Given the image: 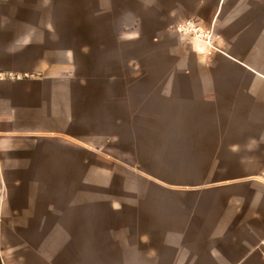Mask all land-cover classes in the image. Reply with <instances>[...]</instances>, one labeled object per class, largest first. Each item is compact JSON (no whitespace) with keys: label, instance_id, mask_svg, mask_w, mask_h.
<instances>
[{"label":"crops","instance_id":"1","mask_svg":"<svg viewBox=\"0 0 264 264\" xmlns=\"http://www.w3.org/2000/svg\"><path fill=\"white\" fill-rule=\"evenodd\" d=\"M96 2L0 0V264H264V0H171L163 84Z\"/></svg>","mask_w":264,"mask_h":264},{"label":"rangeland","instance_id":"2","mask_svg":"<svg viewBox=\"0 0 264 264\" xmlns=\"http://www.w3.org/2000/svg\"><path fill=\"white\" fill-rule=\"evenodd\" d=\"M100 4L95 3L92 19L108 22L110 28L106 32L112 37L121 31L130 33L136 25L143 36L138 54L134 50L128 51V68L159 70L160 76L156 80L163 84L168 83V78L163 76L168 70L186 67L183 63L185 54L180 46L194 47L197 39L193 36L180 39L179 33H172L171 0H101ZM178 37L183 42L181 45ZM118 61L119 58L113 56L111 68L118 67ZM66 179L70 178L65 176Z\"/></svg>","mask_w":264,"mask_h":264},{"label":"built area","instance_id":"3","mask_svg":"<svg viewBox=\"0 0 264 264\" xmlns=\"http://www.w3.org/2000/svg\"><path fill=\"white\" fill-rule=\"evenodd\" d=\"M178 33L182 37H192L197 40H201L206 45L214 48L213 31L203 28L198 22L194 20H188L181 23L177 28Z\"/></svg>","mask_w":264,"mask_h":264},{"label":"bare ground","instance_id":"4","mask_svg":"<svg viewBox=\"0 0 264 264\" xmlns=\"http://www.w3.org/2000/svg\"><path fill=\"white\" fill-rule=\"evenodd\" d=\"M197 42L203 43L201 40H197ZM203 44H205V43H203ZM205 45H206V44H205Z\"/></svg>","mask_w":264,"mask_h":264}]
</instances>
